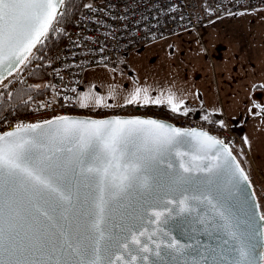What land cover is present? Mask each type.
Segmentation results:
<instances>
[{"label":"snow or ice","instance_id":"obj_1","mask_svg":"<svg viewBox=\"0 0 264 264\" xmlns=\"http://www.w3.org/2000/svg\"><path fill=\"white\" fill-rule=\"evenodd\" d=\"M64 3L0 0V71L11 75L13 65L29 59L42 38L55 30ZM141 102L166 104L173 112L184 104L175 95L165 100L141 87L125 99L129 105ZM77 103L82 109L113 106L91 90L79 93ZM184 137L194 138L193 153L177 149ZM173 153L178 163L168 159ZM162 166L178 168L180 174L162 182L158 177L167 175ZM193 172L205 173L209 179L204 190L189 194L180 189L186 182L184 174ZM225 173L235 188L249 180L224 141L156 119L63 115L18 124L15 130L0 134V264H148L149 255L161 256L162 246L183 254L187 245L161 225L168 223L172 206L181 214L196 211L193 202L212 209V223L227 237L225 244L231 240L239 245L231 250L239 253L231 264H264V251L256 253L255 246L244 240L251 221L243 225L237 221L219 183L213 195L211 177L219 181ZM81 184L91 192L85 199L83 223L72 235L57 222V213L69 220L67 213L79 200ZM145 194L151 199L138 206L131 203L134 195L143 198ZM124 201L129 204L119 222H114L112 213ZM259 220L264 221V214ZM145 222L156 227L149 230ZM157 233L162 237L153 239Z\"/></svg>","mask_w":264,"mask_h":264},{"label":"built area","instance_id":"obj_2","mask_svg":"<svg viewBox=\"0 0 264 264\" xmlns=\"http://www.w3.org/2000/svg\"><path fill=\"white\" fill-rule=\"evenodd\" d=\"M254 9H264V0H92L79 12L77 24L68 30L51 59L50 93L33 103L32 114L0 123V134L18 124L77 114V97L90 68L118 63L134 49L187 29H200L213 18ZM155 107L138 106L137 111L157 116L151 113ZM174 122L203 127L188 118ZM221 132L218 137L226 145L247 151L243 135L232 126Z\"/></svg>","mask_w":264,"mask_h":264},{"label":"crops","instance_id":"obj_3","mask_svg":"<svg viewBox=\"0 0 264 264\" xmlns=\"http://www.w3.org/2000/svg\"><path fill=\"white\" fill-rule=\"evenodd\" d=\"M259 10L264 9L245 10L238 13L254 14L252 12ZM202 27L184 30L130 51L118 64H125V66L122 65L120 72L131 76L136 83L135 86L147 88L153 97L162 95L166 100L172 94L182 99L184 104L179 112L185 113L186 111L187 114L199 112L203 115L212 113L218 117L220 124L221 121L223 122L222 126H235L237 131L243 135L247 146L248 135L245 128L243 127V130L241 127L246 124V116H249L252 109H261L264 106L262 97L264 94V46L260 42L252 47L245 43L241 55L227 54L224 50L222 53L218 52L216 56H209L206 48L198 40L196 42L192 38L191 41L187 37L184 40L181 38L189 33L198 34ZM182 41L190 42L185 47L190 44L192 47L182 49V44L175 47V44L179 45ZM144 56H147L150 62H148L146 71L140 75L136 71V60ZM129 60L132 66L128 64ZM90 69L84 75L81 93L87 92L84 82L91 74L88 73ZM106 101L111 104L120 103L112 100ZM121 103H125V100ZM163 106L171 109L166 104ZM254 116L253 124L247 125L248 131L260 134V131L264 130L263 116L258 113ZM249 142L253 148L252 141L249 140ZM262 149L264 152V147ZM253 155L255 157L253 165L264 171V153L259 156L256 153Z\"/></svg>","mask_w":264,"mask_h":264},{"label":"water","instance_id":"obj_4","mask_svg":"<svg viewBox=\"0 0 264 264\" xmlns=\"http://www.w3.org/2000/svg\"><path fill=\"white\" fill-rule=\"evenodd\" d=\"M61 9L62 5L60 7V11ZM20 65L21 64L13 65V68L10 70L11 74ZM8 76V71H0V81H3ZM67 116L77 119H110L117 116L120 118L139 117L142 119H156L165 124L180 128L181 130L207 132L209 135L219 139L218 136H216L206 128L184 127L170 119L153 115H143L137 113L108 114L97 116L77 113ZM15 128L16 127L10 128L3 133L13 131L15 130ZM182 141L183 142L177 146V149L179 151L193 153L195 145L194 138L184 137L182 138ZM231 152L232 155L236 158V163H238L243 169L232 149ZM168 159L172 160L174 163H178V160L175 158L174 153L172 156L168 157ZM162 171L167 173V175L158 177V179L162 182H169L171 179H175L176 176L180 174L178 168L169 170L166 168V166H162ZM184 175L186 176V182L181 186L180 190L186 189L189 194H192L197 189L204 190L206 188V181L209 179V177L205 173L193 172L191 174ZM211 179L213 181V195H216L215 189L217 183H219L220 189H222L223 193L228 197V207L234 212L237 221L242 225L245 221H251V223L248 225V231L244 236L245 242L250 245H254L256 253L264 251V221L259 220V216L262 214V210L260 208V202L258 200L257 194L250 180H248V182L246 183L240 184L238 188H235L231 183H229L230 177L227 173L221 176L219 178V181H217V177H211ZM90 192L91 190L89 188L85 187L83 184L80 185L79 200H74L72 209L67 213L69 217L68 221L61 219L59 217V213H57V222L64 225L65 231H68L72 235L77 234L78 225L83 223L82 213L88 207V205L85 204V199L89 197ZM150 199L151 197H149L147 194H145L143 198L134 195L131 203L138 206L139 204L143 203L144 200ZM128 204L129 201H124V206H117L114 209L112 213V220L114 222H119L120 216L124 212L125 207ZM193 206L197 209L196 211L182 214L179 213L178 207L172 206L173 214L170 218H168V223L161 225V227H163L166 231H169L172 235L176 236V238L180 240L182 245H187V247L184 249L183 254L176 253L171 249H163L162 246L161 256L156 257L149 255L148 264H231L232 260L239 258L238 252H231L234 246L239 247V245H236V242L231 240L228 244H225L224 240L227 239V237L224 235L221 229H219L212 223V209L206 203L193 202ZM145 227L149 228V230H152L156 227V225L147 224L145 222ZM162 235V233H157V236L153 237V239H159L160 237H162ZM163 238L166 240L168 239V237ZM151 246L153 248L155 247L154 245ZM64 257L67 259H71V257H69L67 253H64ZM139 264H144V262L140 261Z\"/></svg>","mask_w":264,"mask_h":264},{"label":"rangeland","instance_id":"obj_5","mask_svg":"<svg viewBox=\"0 0 264 264\" xmlns=\"http://www.w3.org/2000/svg\"><path fill=\"white\" fill-rule=\"evenodd\" d=\"M90 1L92 0H89L88 3ZM252 13L254 14L237 13L229 17L213 18L203 25L201 31L198 34H196V32L189 33L186 36L183 35L181 38L184 40L185 37H187L189 38V41H191L192 38L196 42L198 40L206 48L209 53V56H216L218 52L222 53L224 52V50H226L227 54L230 53L234 55H241L242 48H244L245 43H247V45L249 44L252 47L253 45H256L258 42H260L261 45L264 46V10H259L258 12ZM188 43L182 41L179 45L175 44V47H179L181 44L182 49L192 47L191 44L185 47V45H187ZM120 61L118 63H114L113 65H103L94 67L88 72L91 74L88 75V77L85 76L86 81L84 82V86L86 87L87 91L92 90L93 92H96L95 94L104 96L106 100L120 102L112 103V107H106L108 108V111L105 115L115 114L117 112L119 114H127L124 106L129 104L121 103V101L125 100L129 96V94L137 88V86L134 85L136 83H134V81L131 79V76L129 77L128 74L120 72L123 65H118L119 63H121ZM148 62H150V59L147 56L140 57L138 58V60H136V71H138L140 75L142 72L146 71ZM128 64L132 66L131 60L128 61ZM123 66H125V64ZM18 68L16 70H18ZM126 70L130 72V70ZM14 72L12 74H14ZM12 74L9 75L4 81H2V83H0V98H3V96L5 95V92L10 85V81L13 76ZM109 97H111V99H109ZM262 97L264 99V94ZM40 99L43 98H36L32 101V110L28 113V115L34 112L33 103ZM132 105L135 106L134 111L138 110V106H144L143 103ZM159 106L155 107L153 109L155 111L152 110L151 113H158L159 111L160 113L162 111H170L171 113H173V115H176L175 121L185 120L186 118H188L198 121L197 123L202 125L204 128L209 127V124L206 123L203 119L206 115L200 114L199 112H195L192 114H184V112H173L171 109L163 105L161 107ZM87 110L89 109L79 108L78 113L86 114L84 112H88ZM255 113L261 114L263 116L262 119L264 120L263 106L261 107V109H252L249 113V116H246V124H243L242 127L240 126L241 128H245L246 133L248 135L246 141L249 151H245L244 149L242 150L239 147H236L234 148V152L240 164L242 165L246 175L248 176L257 196L259 197L260 201L264 202V171L259 170L252 163L255 162V157L253 153H256L257 156L264 153L262 149L264 147V130H261V133L257 134L256 132H249L247 126L253 124L252 119L255 117ZM7 122H9V120H5L1 123L5 124ZM224 127L225 126H223V128ZM221 131L217 136H220L222 134ZM249 140L252 141L253 148L251 147ZM261 160L263 159L261 158Z\"/></svg>","mask_w":264,"mask_h":264},{"label":"trees","instance_id":"obj_6","mask_svg":"<svg viewBox=\"0 0 264 264\" xmlns=\"http://www.w3.org/2000/svg\"><path fill=\"white\" fill-rule=\"evenodd\" d=\"M88 1L65 0L61 9L63 15L58 17V23L54 25L55 30H50L47 37L42 38V42L32 50L29 59L12 74L10 85L3 98H0V123L5 120L13 121L23 114H28L32 110L31 103L34 99L44 98L49 94L51 59L58 47L65 41L68 30L77 24V16ZM124 108L127 114L138 113L134 111L135 106L133 105H125ZM87 111L84 113L102 116L107 113L108 108L93 107ZM156 115L172 121H175L176 117L170 111L161 113L159 111ZM205 117L207 119L203 118L204 121L209 124V127L205 128L219 135L223 126L219 123L218 117L212 113H206ZM233 128L237 131L235 126ZM232 149L234 151V148Z\"/></svg>","mask_w":264,"mask_h":264},{"label":"flooded vegetation","instance_id":"obj_7","mask_svg":"<svg viewBox=\"0 0 264 264\" xmlns=\"http://www.w3.org/2000/svg\"><path fill=\"white\" fill-rule=\"evenodd\" d=\"M258 197V196H257ZM258 200L260 202V208L262 210V214H264V202L260 201L259 197H258Z\"/></svg>","mask_w":264,"mask_h":264}]
</instances>
